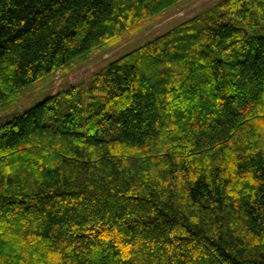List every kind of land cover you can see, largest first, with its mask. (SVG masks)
<instances>
[{"label": "trees", "instance_id": "trees-1", "mask_svg": "<svg viewBox=\"0 0 264 264\" xmlns=\"http://www.w3.org/2000/svg\"><path fill=\"white\" fill-rule=\"evenodd\" d=\"M181 1L0 0V105ZM0 264H264V0L0 121Z\"/></svg>", "mask_w": 264, "mask_h": 264}, {"label": "rangeland", "instance_id": "rangeland-1", "mask_svg": "<svg viewBox=\"0 0 264 264\" xmlns=\"http://www.w3.org/2000/svg\"><path fill=\"white\" fill-rule=\"evenodd\" d=\"M217 1L182 0L143 30L125 35L105 49L89 53L86 57L73 61L65 70L45 75L39 81L22 88L20 96L15 100L0 105V121L8 120L71 84L87 82L92 74L108 66L123 54L204 12Z\"/></svg>", "mask_w": 264, "mask_h": 264}]
</instances>
